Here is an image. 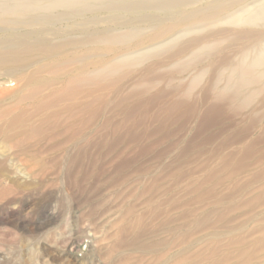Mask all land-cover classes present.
Wrapping results in <instances>:
<instances>
[{
    "label": "rangeland",
    "instance_id": "1",
    "mask_svg": "<svg viewBox=\"0 0 264 264\" xmlns=\"http://www.w3.org/2000/svg\"><path fill=\"white\" fill-rule=\"evenodd\" d=\"M130 18L122 20L143 26ZM144 25L142 47L151 49L157 42ZM109 26L102 20L98 28ZM240 29L252 43L244 36L226 41L215 55L187 64L198 48L188 42L200 36L196 31L170 52L127 69L114 86L91 89L97 114L85 135L47 136L23 150L1 139L0 264H161L162 256L170 264L186 250L191 258L181 264H262L264 251L229 236L240 231L253 242L264 230L254 232L264 227V114L255 115L254 106L236 113L214 99L230 73L226 62L254 52L264 38V25ZM101 57H90L86 70ZM105 57L114 60L117 52ZM176 64L189 68L180 72ZM201 67L193 95L178 102ZM14 82L0 75V89L17 93Z\"/></svg>",
    "mask_w": 264,
    "mask_h": 264
},
{
    "label": "bare ground",
    "instance_id": "2",
    "mask_svg": "<svg viewBox=\"0 0 264 264\" xmlns=\"http://www.w3.org/2000/svg\"><path fill=\"white\" fill-rule=\"evenodd\" d=\"M250 1L0 0V75L14 78L16 81L14 83L20 90L16 93L13 89H0V140L8 142L13 148L23 150L24 146H28L26 145L28 142L45 140L47 136L67 135L72 136L70 137L72 140L84 134L93 124L92 121L97 114V109L92 107L93 98L89 97L93 88L114 86L118 83L117 79L121 80L126 76L127 69L141 66L140 63L145 60L170 52L181 43H186L187 41L184 42L183 39L196 31H201L200 36L194 38L190 36L188 42L193 44L194 48L195 46L198 48L191 54V61L187 64L215 55L226 41H238L245 37L246 41L252 43V40L250 41L252 38L246 37L249 35L248 31L245 33L240 28L264 25V0L253 4H249ZM222 8L225 10H221ZM148 11L153 13L146 14ZM123 17L132 19L136 17L138 19L133 21L141 22L143 26L136 27L132 22L122 20ZM102 20L110 23L108 29L98 28ZM144 24L150 25L148 34L157 42L151 49L142 47ZM225 25L233 26L235 30L232 31V28L229 32L230 29H225L224 32L221 28L224 29ZM218 27H221L220 30L213 32L214 28ZM258 36L259 39L261 36L263 38V32H259ZM262 41L256 44L258 48L255 45L257 49L252 50L254 52L244 50L238 60L226 62L229 64L230 73L219 88L216 86L218 90L214 99L228 103L236 113H242L254 106L255 115L264 114V41ZM100 49L104 52H97ZM114 51L117 52V57L114 60L106 59L105 54ZM95 55L102 57L96 59L94 69L86 70L88 59ZM70 66L77 68L70 70ZM173 67L180 72H185V69L189 68L183 64H176ZM205 70L202 68L201 72L198 71L199 74L196 73L198 75L187 85L178 102L185 103L189 99ZM79 95L84 99H77ZM10 97L12 98L10 102L2 103ZM258 103L263 107L258 108ZM60 128L64 130L61 131ZM251 149L252 147L246 149L249 154ZM263 229L264 227H260L254 232H261ZM240 233L236 231L234 236L230 234L229 237H232L230 241L243 247L249 244L250 250L254 247L259 250L258 252L264 251V230L261 238L257 240L253 238L255 240L253 242H249L247 235L243 236ZM186 251L170 258L172 259L170 264H181L182 261L191 258L190 253ZM246 253L248 254V250L243 255ZM161 258L162 261L166 260L164 256Z\"/></svg>",
    "mask_w": 264,
    "mask_h": 264
}]
</instances>
